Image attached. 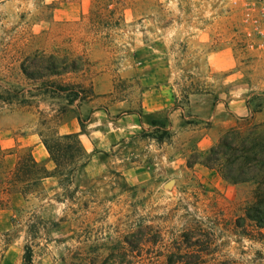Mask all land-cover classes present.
<instances>
[{
	"label": "rangeland",
	"instance_id": "374dc122",
	"mask_svg": "<svg viewBox=\"0 0 264 264\" xmlns=\"http://www.w3.org/2000/svg\"><path fill=\"white\" fill-rule=\"evenodd\" d=\"M47 65L77 70L23 72ZM72 123L91 150L71 181L0 185V264H264L256 185L202 165L232 130L264 135V0H0L7 166Z\"/></svg>",
	"mask_w": 264,
	"mask_h": 264
},
{
	"label": "trees",
	"instance_id": "16d2710c",
	"mask_svg": "<svg viewBox=\"0 0 264 264\" xmlns=\"http://www.w3.org/2000/svg\"><path fill=\"white\" fill-rule=\"evenodd\" d=\"M70 69L77 70V67L47 65L40 67L38 69L40 71L37 73L28 72L23 67V72L30 79L38 80L47 75L67 73ZM56 90L67 92L69 89L58 86ZM78 98L79 93L69 95L67 104L72 105ZM256 129L257 127L245 132L230 131L206 153L202 165L210 170H217L229 184L238 185L252 182L256 185L255 201L247 209L246 216L258 228H264V135H257ZM56 135L49 139L41 135L42 143L50 160L55 165L52 171L36 161L30 149L19 155L10 168L5 162L7 153L0 154V185L5 186L9 195L19 194L26 197L35 191L42 181L51 177L67 176V180L71 181V175L88 163L89 157L82 146L80 135ZM67 168L70 169L67 170ZM199 258L198 254L177 251L168 257L166 264H197ZM27 261L31 262L30 253L27 255Z\"/></svg>",
	"mask_w": 264,
	"mask_h": 264
},
{
	"label": "crops",
	"instance_id": "0c3cea01",
	"mask_svg": "<svg viewBox=\"0 0 264 264\" xmlns=\"http://www.w3.org/2000/svg\"><path fill=\"white\" fill-rule=\"evenodd\" d=\"M211 66L213 67L214 71L216 70H223L225 67L221 65L220 63H212ZM132 127V126H128ZM60 133L59 135H69V134H78L80 135V140L82 143L83 148L85 149L86 152H89L91 150V147L89 144L85 143V140H83L84 135H87L85 132L81 131V127L77 124L72 123L71 126H66L63 125L60 128ZM130 134L131 132H127ZM90 135H99L98 132L94 131ZM102 135V134H101ZM127 134L125 133V136ZM26 139V146L31 148L32 154L36 161L45 164L46 167L51 170L54 168L53 163L49 161V154L45 148V146L42 143V139L39 137V135H27L24 137ZM8 135H0V145L4 148H6L8 145ZM51 178H47L45 180H48Z\"/></svg>",
	"mask_w": 264,
	"mask_h": 264
}]
</instances>
